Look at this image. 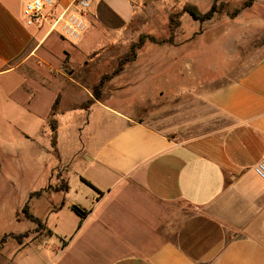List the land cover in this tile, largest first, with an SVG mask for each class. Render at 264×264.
<instances>
[{"label":"crops","instance_id":"1","mask_svg":"<svg viewBox=\"0 0 264 264\" xmlns=\"http://www.w3.org/2000/svg\"><path fill=\"white\" fill-rule=\"evenodd\" d=\"M147 1L91 0L88 28L73 43L51 25L59 15L75 11V0H51L44 8L47 20L31 26L23 16L27 0H0V84L17 78L3 86L8 99L20 92L33 111L37 93L51 86L29 83L36 82L34 72L68 71L63 67L73 64L67 46V52L55 56L56 41L67 42L76 53L93 43L131 41L130 29ZM49 39L56 41L50 45ZM93 52L90 48L80 61ZM125 72L134 84L149 71ZM229 73L219 86L149 118L123 114L112 100L78 102V109L87 108L88 119L94 113L111 114L121 127L103 140L100 132L95 134L94 148L83 151L78 182L67 166L68 191L49 186L48 192L62 198L37 217L48 231L43 242L11 236L32 227L5 234L13 246L9 249L1 239L3 263L264 264V180L254 172L264 158V57L246 71ZM55 100L44 116L47 123ZM62 107L59 116L65 117ZM73 187L83 196L72 195ZM75 205L85 217L74 212ZM65 225L70 228L61 233Z\"/></svg>","mask_w":264,"mask_h":264},{"label":"rangeland","instance_id":"2","mask_svg":"<svg viewBox=\"0 0 264 264\" xmlns=\"http://www.w3.org/2000/svg\"><path fill=\"white\" fill-rule=\"evenodd\" d=\"M243 1L149 0L142 3L141 16L130 29L131 41L122 39L113 45L93 43L87 45L83 53L74 52L73 46L67 42L58 43L49 39L50 45L56 41L53 45L55 56L67 52L66 46L71 49L73 64L63 67L68 71H47L43 68L34 72L32 79L36 82L28 80L29 83L42 86L46 82L51 86L37 93L33 111H29L20 92L14 94L15 100L8 99L3 86L16 83V77L7 78L4 84H0V241L3 238L7 240L10 249L13 241L5 234L32 227V230L24 232L22 242L30 239L43 242L48 234L44 220L41 219L40 223L29 221L24 217L22 208L30 201L31 212L43 218L50 207L60 204L62 195L47 191L31 199V193L49 190L50 187L55 190L61 186L67 166L71 169V179L78 182L84 172L80 169L85 163L83 151L91 150L95 134L100 132L99 140H103L121 127V123L113 122L115 117L111 114L94 113L88 119L84 111L87 108L78 109V102L88 105L96 99L93 89L102 78L122 67L117 77L105 80L100 90V101L112 100L113 108L138 120L153 117L166 108L198 97L222 84L225 74L230 72L228 75L232 77L263 58L264 0H253L249 8L231 17L226 9L237 8ZM188 4L195 5L203 13L210 10L213 4L225 8L212 20L203 23L194 21L186 13L181 14L172 43L146 41L141 48L133 50L144 35L170 38V17L181 13ZM90 48L94 52L80 61ZM132 52L135 59L121 65V60L131 57ZM125 71L149 72L142 83L133 84L126 79ZM58 94L63 102L58 112H62V107L66 113L65 117H60V112L55 115L60 122L55 135L44 116ZM23 134L31 139H26ZM96 143L99 142L96 140ZM74 194L76 197L83 196L76 187L72 190ZM93 201L96 199H89L90 203ZM69 228L65 225L59 231L63 233ZM0 264H4L1 256Z\"/></svg>","mask_w":264,"mask_h":264},{"label":"trees","instance_id":"3","mask_svg":"<svg viewBox=\"0 0 264 264\" xmlns=\"http://www.w3.org/2000/svg\"><path fill=\"white\" fill-rule=\"evenodd\" d=\"M253 4V0H244L242 2V4L237 7V8H234L232 10L230 9H226L228 14L231 16V17H236L238 16L242 10L246 9V8H249L251 5ZM225 7L224 6H217V4H213L212 7L210 8V10H208L207 12L203 13V12H200L198 10V8L195 6V5H192V4H188L186 5L181 13H177L175 14L174 16H171L170 17V23H169V31H170V38H167V39H158L154 36H149V35H144V36H141L138 43L135 44L133 46V50L134 49H138V48H141L146 41H150V42H153V43H158V44H164V43H172V35H173V32L174 30L177 28L178 24H179V21H178V18L181 16V14H188L191 16V18L194 20V21H199V22H206V21H210L212 20L217 14H220L223 9ZM135 59V56H134V53L132 52V56L130 57H127L125 58L124 60H121L120 64L123 65L125 64L126 62H129V61H133ZM122 67L119 68V70L117 71H113L111 75L109 76H105L104 78H102L100 84L98 86H96L94 89H93V95L95 96V98L97 100H100V90H101V87H103V84L105 82V80H107L108 78H112L114 76H116L117 74H119V72L121 71ZM60 101H61V98L60 96L57 97V99L55 100L53 106H52V109H51V114H50V118L48 120V124L50 125L52 131L54 132V134L56 135V131L58 129V124H57V120L55 119V115L58 113V110H59V105H60ZM53 144L55 145L56 142L54 141ZM82 180L88 184L89 186L93 187L95 190L98 191V193L102 194L98 189H96V187H94V185H92L89 181H87L86 179L82 178ZM63 184L59 187H57L55 190L56 191H63V192H66L68 191V184H67V181L64 179ZM48 190H42V191H39V192H34V193H31V196L30 198L33 199L34 196H39L41 194H43L44 192H47ZM63 203L60 205L62 206ZM73 210H75L76 213H78L80 216L82 217H85V211L84 210H81L80 208L76 207V206H73ZM22 213L24 214V217L27 218L29 221L33 222V223H40V219L35 217L32 212H31V208H30V201H28L27 203H25V205L23 206L22 208ZM25 234H22V235H11L17 239L21 238L22 236H24Z\"/></svg>","mask_w":264,"mask_h":264},{"label":"built area","instance_id":"4","mask_svg":"<svg viewBox=\"0 0 264 264\" xmlns=\"http://www.w3.org/2000/svg\"><path fill=\"white\" fill-rule=\"evenodd\" d=\"M51 4V0H27L23 8V16L28 26L38 21H46L44 8ZM75 11L59 15L51 25L52 30L59 28L61 35L70 42H77L88 28L86 20L91 6V0H75ZM254 172L260 179L264 180V158L260 159L254 166Z\"/></svg>","mask_w":264,"mask_h":264}]
</instances>
